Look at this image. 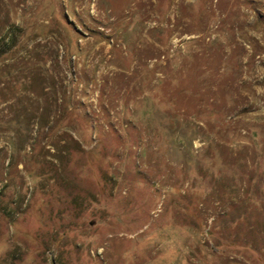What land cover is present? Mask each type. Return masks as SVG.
<instances>
[{"label":"rangeland","instance_id":"obj_1","mask_svg":"<svg viewBox=\"0 0 264 264\" xmlns=\"http://www.w3.org/2000/svg\"><path fill=\"white\" fill-rule=\"evenodd\" d=\"M0 264H264V0H0Z\"/></svg>","mask_w":264,"mask_h":264}]
</instances>
